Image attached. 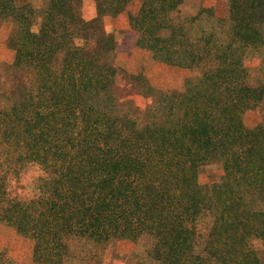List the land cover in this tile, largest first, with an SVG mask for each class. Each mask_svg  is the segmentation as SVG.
Wrapping results in <instances>:
<instances>
[{
	"label": "trees",
	"instance_id": "trees-1",
	"mask_svg": "<svg viewBox=\"0 0 264 264\" xmlns=\"http://www.w3.org/2000/svg\"><path fill=\"white\" fill-rule=\"evenodd\" d=\"M81 1L42 0L37 8L32 0H0V29L12 25L13 66L37 82L0 108V139L6 155L38 161L52 176L47 198L27 204L8 199L0 176V223L34 240L39 263L62 264L78 238L106 244L149 236L151 256L162 264H202L196 222L210 212L209 258L264 264L252 242L264 241V121L248 127L242 118L264 99V87L246 82L242 61L243 49L264 42V0H217L179 22L173 14L184 0H138L130 25L154 59L189 69L213 55L215 61L188 77L183 90L158 89L143 74L127 73L154 98L157 118L148 122L120 113L112 93L121 69L114 35L99 32L90 47L95 21L81 25ZM133 1L96 0L99 16H117ZM203 14L213 20L210 28ZM168 28L170 36H162ZM78 36L87 42L78 46ZM211 160L223 164L224 175L202 185L199 168Z\"/></svg>",
	"mask_w": 264,
	"mask_h": 264
},
{
	"label": "rangeland",
	"instance_id": "rangeland-1",
	"mask_svg": "<svg viewBox=\"0 0 264 264\" xmlns=\"http://www.w3.org/2000/svg\"><path fill=\"white\" fill-rule=\"evenodd\" d=\"M24 2L25 0H18ZM29 1V0H27ZM36 7H40L42 0H32ZM217 0H184L174 12V21L179 22L196 15L203 8L214 6ZM140 6L138 0H134L119 15L104 14L99 16L96 0H82L75 9L81 20V25L95 21L91 27L89 38L90 47H95L99 32L114 35L116 49L114 62L121 68L112 85L117 107L122 114H126L141 122L152 121L157 118L152 114L150 108L154 105V98L148 93L144 81L130 77L129 74H143L146 81L152 86L163 90H183L188 77H194L202 72V68H210L215 65L214 55L209 60L203 61L197 67L189 69L170 65L154 59L150 50L139 47L136 43L139 38L137 31L130 25V14H136ZM225 12L220 8L219 12ZM204 26L210 28L213 20L203 14ZM212 20V21H210ZM41 16H37L33 31L40 29ZM210 21V22H209ZM189 23V22H188ZM213 26V25H212ZM213 28V27H212ZM194 31V28H192ZM12 31V25L7 23L0 29V108L10 106L15 98L9 99L13 92L37 89L36 77L33 72L20 70L13 66L15 51L8 45V38ZM172 30L163 29L160 34L169 37ZM195 32V31H194ZM260 32L264 38V24L260 26ZM221 33H223L221 31ZM227 35L223 34L221 39L225 41ZM86 37L78 36L75 40L78 46L87 42ZM245 50V51H244ZM62 57L56 59L61 63ZM243 64L246 67V82L252 87H264V42L255 47L243 49ZM124 69V70H123ZM18 98V97H16ZM150 111V112H149ZM243 122L248 127H255L264 121V99L256 106L246 109L242 115ZM159 117L157 120H160ZM2 134L0 133V138ZM7 146L0 139V172L13 173L27 162H19L13 155H6ZM11 156L13 158H11ZM224 175L223 164L218 160H211L199 168L198 182L202 185L213 184L221 181ZM5 185L6 181L3 176ZM7 196L10 198L7 185ZM264 208V204H262ZM214 216L203 213L199 216L197 225L196 253L204 256L202 264H220L217 260L209 258L204 251L205 243ZM264 260V241L259 238L252 240ZM154 240L149 236H142L137 240H114L106 244L94 242L89 238H78L73 241L71 255L64 258L62 264H162L151 256ZM34 240L26 235L20 234L16 229L6 222L0 223V264H45L35 262L33 259Z\"/></svg>",
	"mask_w": 264,
	"mask_h": 264
},
{
	"label": "clouds",
	"instance_id": "clouds-1",
	"mask_svg": "<svg viewBox=\"0 0 264 264\" xmlns=\"http://www.w3.org/2000/svg\"><path fill=\"white\" fill-rule=\"evenodd\" d=\"M0 176L5 178L10 198L26 204L47 198L44 185L52 179L49 170L38 161H29L11 174L0 172Z\"/></svg>",
	"mask_w": 264,
	"mask_h": 264
}]
</instances>
